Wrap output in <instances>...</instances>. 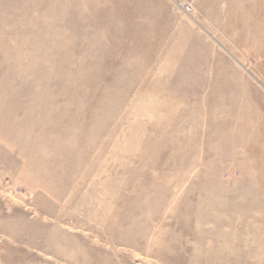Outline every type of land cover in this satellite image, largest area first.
I'll return each instance as SVG.
<instances>
[{"label": "rangeland", "instance_id": "rangeland-1", "mask_svg": "<svg viewBox=\"0 0 264 264\" xmlns=\"http://www.w3.org/2000/svg\"><path fill=\"white\" fill-rule=\"evenodd\" d=\"M0 264H264V0H0Z\"/></svg>", "mask_w": 264, "mask_h": 264}]
</instances>
